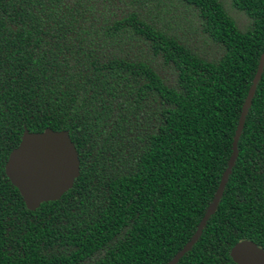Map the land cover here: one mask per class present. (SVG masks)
Returning a JSON list of instances; mask_svg holds the SVG:
<instances>
[{
  "label": "trees",
  "instance_id": "1",
  "mask_svg": "<svg viewBox=\"0 0 264 264\" xmlns=\"http://www.w3.org/2000/svg\"><path fill=\"white\" fill-rule=\"evenodd\" d=\"M0 0V264H168L215 196L264 50V0ZM188 14L205 49L169 27ZM65 130L79 176L33 212L3 166ZM215 208L174 264L264 250V65Z\"/></svg>",
  "mask_w": 264,
  "mask_h": 264
},
{
  "label": "water",
  "instance_id": "2",
  "mask_svg": "<svg viewBox=\"0 0 264 264\" xmlns=\"http://www.w3.org/2000/svg\"><path fill=\"white\" fill-rule=\"evenodd\" d=\"M263 65L264 50L259 57L255 75L243 102L231 143V154L215 196L192 239L168 264H174L194 243L206 218L221 196L237 155L236 142ZM3 172L10 185L18 192L25 209L32 212L43 203L57 201L72 187L78 176V158L67 132L44 129L40 133H29L23 130L17 147L9 152L5 160ZM228 257L233 264H264V250L247 240L234 244L228 251Z\"/></svg>",
  "mask_w": 264,
  "mask_h": 264
},
{
  "label": "rangeland",
  "instance_id": "3",
  "mask_svg": "<svg viewBox=\"0 0 264 264\" xmlns=\"http://www.w3.org/2000/svg\"><path fill=\"white\" fill-rule=\"evenodd\" d=\"M224 3V6L226 10L228 11L229 15L233 19V21L236 23V25L240 29H247L249 25V21L244 15L243 12L236 11L229 3L228 0H222ZM183 16V15H182ZM185 16H183L182 21L184 20ZM172 19L174 20V17L172 15ZM180 18L177 17V20ZM176 20V21H177ZM182 23V24H181ZM169 27L175 31V33L184 41L188 40V46L190 47L192 44L196 46L195 49H200L203 51V53H206L208 50L205 49L203 45V41L201 40V37L198 36V33L196 32V28H193V26H188V24H185V22H175L169 24ZM192 43V44H191Z\"/></svg>",
  "mask_w": 264,
  "mask_h": 264
},
{
  "label": "flooded vegetation",
  "instance_id": "4",
  "mask_svg": "<svg viewBox=\"0 0 264 264\" xmlns=\"http://www.w3.org/2000/svg\"><path fill=\"white\" fill-rule=\"evenodd\" d=\"M172 15H173V14H172ZM172 15H171V16H172ZM182 15L185 16V18H184L183 21H182V19H183V16H182ZM173 17H174L175 22H178V23H180V22H185V24H188V23L191 22V19L188 17V14H185V13H183L182 11H178V10H177V14H174ZM177 17L180 18V19L177 20ZM174 20L172 19V21H174ZM176 20H177V21H176ZM181 24H182V23H181ZM189 27H190V26H189ZM46 129H48V128H46ZM23 130H26V129L23 128V129H22V132H23ZM49 130H50V129H49ZM26 131H27V130H26ZM52 131H53V130H52ZM60 131H65V130H60ZM27 132H28V131H27ZM41 132H42V131H41ZM55 132H59V131H55ZM65 132H67V131H65ZM29 133H40V132H29ZM21 134H22V133H21ZM67 134H68V132H67ZM20 137H21V136H20ZM68 137H69V135H68ZM69 139H70V138H69ZM19 141H20V140H19ZM70 141H71V140H70ZM71 143H72V142H71ZM16 147H17V146H16ZM73 147H74V145H73ZM13 149H14V148H13ZM74 149H75V147H74ZM75 151H76V149H75ZM76 154H77V158H78V176H79V157H78V153H77V151H76ZM78 176H77V178H78ZM77 178H76V179H77ZM76 179H75V180H76ZM75 180H74V181H75ZM72 186H73V184H72ZM71 188H72V187H71ZM71 188H70V189H71ZM70 189H69V190H70ZM69 190H68V191H69ZM68 191H66V192H68ZM66 192H65V193H66ZM65 193H64V194H65ZM64 194H63V195H64ZM63 195H62V196H63ZM62 196H61V197H62ZM61 197H60V198H61ZM60 198H59V199H60ZM59 199H58V200H59ZM54 202H55V201H54ZM47 203H48V202H47ZM43 204H44V203H43ZM38 208H39V207H38ZM38 208H37V209H38ZM37 209H35V210H37ZM35 210H34V211H35ZM32 212H33V211H32Z\"/></svg>",
  "mask_w": 264,
  "mask_h": 264
}]
</instances>
